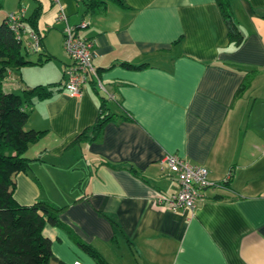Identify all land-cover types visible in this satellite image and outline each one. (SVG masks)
I'll use <instances>...</instances> for the list:
<instances>
[{
	"label": "crops",
	"instance_id": "1",
	"mask_svg": "<svg viewBox=\"0 0 264 264\" xmlns=\"http://www.w3.org/2000/svg\"><path fill=\"white\" fill-rule=\"evenodd\" d=\"M59 3L77 35L93 41V64L113 96L101 92L108 111L132 120L76 143L99 114L92 81L79 96L60 85L27 108L26 130L44 134L25 153L29 168L14 177L13 197L63 208L60 222L102 263L68 231L46 225L51 261L264 264V0L230 2L243 36L238 47L216 0H124L126 8L108 3L96 16L84 14L82 0ZM38 6L43 53L52 58L11 73L5 93L64 81L70 59L52 0H0V20L19 10L26 19ZM165 154L206 167L217 185L194 211L157 205L159 195L178 190L159 164Z\"/></svg>",
	"mask_w": 264,
	"mask_h": 264
},
{
	"label": "trees",
	"instance_id": "2",
	"mask_svg": "<svg viewBox=\"0 0 264 264\" xmlns=\"http://www.w3.org/2000/svg\"><path fill=\"white\" fill-rule=\"evenodd\" d=\"M82 1L85 15L102 14L108 3L126 8L124 0ZM231 1L216 0V3L227 27L230 43L238 47L243 41V36L232 15ZM41 11V7L38 6L28 18L23 20L28 31H32L39 37L40 50L36 51L39 57L35 62L27 58L29 50L22 46L25 34L16 36L6 23V18L0 21V264H49L56 258L52 253L50 240L42 234L44 227L50 225L68 231L58 218L63 208H56L45 200H38L30 206H23L18 204L13 197L14 177L20 172H26L29 168L30 161L25 157V153L29 146L39 141L44 134V132L24 130L28 119L27 108L37 102L51 99L56 89L62 85V83L37 85L25 88L20 95L2 91L3 83L7 81L12 72L19 71L28 65H40L52 58L43 53V36L38 32L37 23L42 14ZM42 56L45 59H42ZM119 65L133 70L145 67H135L126 63ZM91 83L92 90L99 100V114L95 123L80 134L76 143L96 141L109 123L132 120L125 112L120 116L111 114L106 106V96L101 95L94 81ZM249 85L250 77H247L238 95L243 93ZM228 184L229 181L224 183L225 186ZM67 233L83 250L91 252L102 263L99 255H96L82 242L77 241L69 231Z\"/></svg>",
	"mask_w": 264,
	"mask_h": 264
},
{
	"label": "built area",
	"instance_id": "3",
	"mask_svg": "<svg viewBox=\"0 0 264 264\" xmlns=\"http://www.w3.org/2000/svg\"><path fill=\"white\" fill-rule=\"evenodd\" d=\"M52 2L58 6L57 21L64 24L62 29L63 49L70 59V64L66 65L64 69L63 89L71 96L76 97L82 93L87 83L94 81L101 92H104L108 98L113 99V96L108 93L100 81L93 64V41L79 37L76 28L69 25L59 0H52ZM23 20L24 13L22 10L9 13L6 17V23L10 30L18 37L22 34L27 35L28 47L34 51H39L40 41L38 35L28 31ZM159 164L168 176L176 179L178 184L176 193L170 196L159 195L157 198V205L163 206L166 210L194 211L205 200L204 190L217 186L209 180V172L206 167L191 165L176 155L165 154ZM72 264L83 263L74 261Z\"/></svg>",
	"mask_w": 264,
	"mask_h": 264
},
{
	"label": "rangeland",
	"instance_id": "4",
	"mask_svg": "<svg viewBox=\"0 0 264 264\" xmlns=\"http://www.w3.org/2000/svg\"><path fill=\"white\" fill-rule=\"evenodd\" d=\"M55 6H56V4H55ZM54 34L55 35H58V33L56 31H53L51 33V35H50V41L55 40ZM44 40H46V39H44ZM28 42H29V40L27 38V35H24L23 36V39H22V46H23V48L26 47L29 50V54H28L27 58L29 60H37L38 59V56H39L38 55V52L34 51L32 48H29L28 47ZM18 74L19 73L17 71H14V72H12L11 75L16 77V76H18ZM9 84H10V82H6V83L3 84V86H2V91L3 92H9L10 91V90L7 89L9 87ZM24 130H26V127L25 126H24ZM83 167H85V166H83ZM49 264H57V263L55 261H50Z\"/></svg>",
	"mask_w": 264,
	"mask_h": 264
}]
</instances>
